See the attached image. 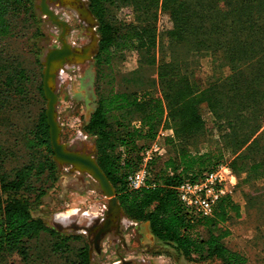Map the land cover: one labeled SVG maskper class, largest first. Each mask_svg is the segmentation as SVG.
<instances>
[{
  "label": "trees",
  "instance_id": "obj_1",
  "mask_svg": "<svg viewBox=\"0 0 264 264\" xmlns=\"http://www.w3.org/2000/svg\"><path fill=\"white\" fill-rule=\"evenodd\" d=\"M89 1V9L99 21L98 58L105 53L109 56L112 46L122 38L123 45L144 52L143 61L155 64L161 12L170 17L167 33L172 58L178 57L162 61L159 66V76L166 86L165 98L148 91L133 97L125 92L102 97L86 125V130L97 136V160L115 186L126 215L135 221L149 222L158 240L189 258L247 264L248 257L225 242L231 234L227 224L234 215H240V205L224 197L213 215L201 216L188 211L179 199L177 187L184 180L197 179L209 171L199 156L188 148L182 149L163 161L162 173L151 176L146 186L132 190L128 176L141 167L142 155L133 157L132 147L128 157L123 158L115 149L119 141L127 146L136 141L135 137H154L161 124L170 121L182 143L196 139L205 132V106L215 113L216 124L227 128L224 137L228 145L237 150L246 147L232 161V167L238 173L264 168V143L257 137L264 127V0ZM120 3L133 6L136 24L126 25L117 19L110 6ZM34 4V0H0V40L13 35L12 18L30 17ZM180 48L184 52L177 56ZM203 51L227 61L230 71L225 78L211 79L204 85L202 80L191 77L188 62L194 53ZM42 78L38 81L39 76L18 60L0 53V122L15 108V99L29 102L33 84L44 95ZM124 108L134 110L141 121L140 128L129 130L130 139L123 137L110 119V112ZM32 134L35 143L44 148L41 159H32L13 176L0 179V192L5 195L2 200L0 197V264H31L32 260L36 263L32 242L45 233L52 236L51 251L66 263L94 264L90 244L75 246L82 235L64 234L33 214L48 189L55 185L53 171L59 165L54 159L46 109L40 113ZM143 149L144 145L140 152ZM160 159L151 162L152 172L153 163ZM14 253L24 263L10 262Z\"/></svg>",
  "mask_w": 264,
  "mask_h": 264
},
{
  "label": "rangeland",
  "instance_id": "obj_2",
  "mask_svg": "<svg viewBox=\"0 0 264 264\" xmlns=\"http://www.w3.org/2000/svg\"><path fill=\"white\" fill-rule=\"evenodd\" d=\"M89 9L90 1L83 0ZM34 8L30 17H13L14 33L11 37L0 40V53L4 57L12 56L22 63L30 73L44 77V60L47 52L60 46L59 39L62 27L54 24L40 8V0H34ZM121 4V3H120ZM119 4V5H120ZM56 13L69 22L68 41L76 50L90 43L97 36L100 42L99 21L92 13L91 18L83 19L75 6L66 4L64 8L54 5ZM117 19L126 25L136 24V15L132 5L122 3L120 6H110ZM56 8V9H55ZM28 15V14H27ZM89 20V21H88ZM157 30L156 63L150 64L142 60L143 51L130 45H123L124 39H118L108 56L105 53L97 57L99 42L93 57L87 60L68 61L60 71L56 91L59 95L57 104L58 120L62 127L61 139L73 150L92 153L98 157L97 136L86 130V125L96 110L102 97L111 96L117 92H125L133 97L144 91L165 98L166 86L159 76V66L162 61L178 58L173 55L167 29L171 25L170 17L160 13ZM120 41V43H119ZM183 48L176 51L182 55ZM22 66V65H21ZM194 80L206 83L211 79L225 78L230 68L223 58L215 57L211 51L194 53L187 65ZM43 79V78H42ZM42 95L36 83L31 86L29 102L15 99V108L6 114L0 122V179L13 176L16 171L33 160L41 159L44 154L42 145L35 143L33 130L38 123L40 113L48 107V100ZM130 111V112H129ZM202 115L206 122L205 132L196 139L184 142L176 136V130L170 123L163 122L154 137H135V142L127 146L118 142L115 152L123 158L131 155H142L141 167L144 164L143 152L159 140L162 151L159 162L153 163L154 171L150 177L162 173L164 162L172 155H177L182 149L188 148L204 161V167L212 173L227 170L225 186L231 200L240 205V215H234L228 222L231 234L225 239L227 245L242 252L248 257L247 264H264V168L250 172L247 169L238 173L232 167V161L243 149L229 146L223 126L216 124L217 117L209 107H202ZM134 110L119 109L110 112V119L122 136L128 137L129 130L140 128L141 121ZM176 131V132H175ZM165 133V135H162ZM264 143V127L257 134ZM144 145L140 152L139 148ZM55 159V157H54ZM152 162V161H151ZM151 162L149 163V169ZM56 183L43 196L39 207L35 208V217L42 218L49 226L64 234H80L83 239L75 246L90 244L94 264H222L216 258L199 259L185 256L179 249L158 240L149 222H139L123 215L121 231L116 226L105 232L96 245L97 229L107 218L109 199L101 189L99 182L89 173L76 170L72 165L61 164L54 169ZM164 175V174H163ZM204 174L197 178L200 179ZM1 200L5 195L0 192ZM223 197V198H224ZM217 206V205H216ZM0 211V224L2 222ZM92 229V232H89ZM1 230V225H0ZM205 235H208L204 231ZM52 236L43 234L39 240L32 242L34 252L31 264H68L51 251ZM164 255L165 261L159 258ZM10 262L24 263L22 257L14 253ZM33 262V263H32Z\"/></svg>",
  "mask_w": 264,
  "mask_h": 264
},
{
  "label": "water",
  "instance_id": "obj_3",
  "mask_svg": "<svg viewBox=\"0 0 264 264\" xmlns=\"http://www.w3.org/2000/svg\"><path fill=\"white\" fill-rule=\"evenodd\" d=\"M40 8L54 24L62 27V33L59 36L61 41L60 46L51 48L47 52L44 60L43 89L48 100L46 115L50 126L51 145L57 162L72 165L76 170L87 172L92 175L99 182L104 195L109 199L107 218L104 220L103 225H94L95 229H97V227L100 228L95 238L96 245H99V238L103 233L110 231L113 226H118L119 229L121 228L125 211L117 196L115 186L103 167L99 164L97 158L92 153L73 150L68 147L67 143L62 141V127L58 120L57 111L59 95L56 91L59 73L67 65L68 61L87 60L92 58L94 51L97 49L99 39L96 36L92 43L84 46L80 51L76 50L73 44L67 39L68 29L70 28L69 22L62 19L53 8L50 7L48 0H42ZM75 8L83 19L87 20L91 18L92 11L88 9L85 4L83 6L76 4ZM89 232H92V229H89ZM125 264L130 263L125 262Z\"/></svg>",
  "mask_w": 264,
  "mask_h": 264
},
{
  "label": "built area",
  "instance_id": "obj_4",
  "mask_svg": "<svg viewBox=\"0 0 264 264\" xmlns=\"http://www.w3.org/2000/svg\"><path fill=\"white\" fill-rule=\"evenodd\" d=\"M165 135V133H162ZM162 151V143L157 140L152 146L143 152L144 164L138 170L131 172L128 176L130 189L137 190L149 183L150 169L149 163L158 158ZM224 170H217L212 173L205 172L200 179L184 180L178 187L180 201L191 213H197L201 216L213 215L218 202L227 194L226 178ZM162 261H165L164 255H159Z\"/></svg>",
  "mask_w": 264,
  "mask_h": 264
},
{
  "label": "flooded vegetation",
  "instance_id": "obj_5",
  "mask_svg": "<svg viewBox=\"0 0 264 264\" xmlns=\"http://www.w3.org/2000/svg\"><path fill=\"white\" fill-rule=\"evenodd\" d=\"M42 0H40V3H41ZM48 3L50 5V3L54 4V5H59L60 8H64L66 4H69V5H73L75 6L76 4L79 5V6H83L85 3L83 2V0H55V1H52V0H48ZM51 8H53L54 10V6H51ZM56 9V8H55ZM55 11V10H54ZM56 12V11H55ZM69 31V29H68ZM99 227H97V231H99ZM116 230L118 232L121 231V228L119 229L118 226H116Z\"/></svg>",
  "mask_w": 264,
  "mask_h": 264
}]
</instances>
